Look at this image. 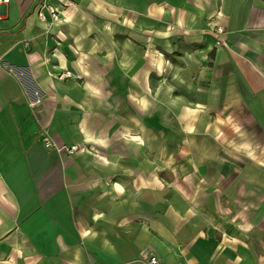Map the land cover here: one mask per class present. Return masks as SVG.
I'll list each match as a JSON object with an SVG mask.
<instances>
[{"label":"crops","instance_id":"0c3cea01","mask_svg":"<svg viewBox=\"0 0 264 264\" xmlns=\"http://www.w3.org/2000/svg\"><path fill=\"white\" fill-rule=\"evenodd\" d=\"M39 1L0 9V264H264V0Z\"/></svg>","mask_w":264,"mask_h":264},{"label":"built area","instance_id":"2783aa9c","mask_svg":"<svg viewBox=\"0 0 264 264\" xmlns=\"http://www.w3.org/2000/svg\"><path fill=\"white\" fill-rule=\"evenodd\" d=\"M10 0H0V9L2 5H5L9 3ZM37 17L42 22H51L53 23L56 19H58L59 16V10L57 7L53 6L49 3V0H40L37 6ZM210 34L215 37V39L218 40L220 44L225 43V29L222 25H216L212 28H210ZM44 146L45 148H50L52 145L48 141L47 138L44 139ZM58 151H64L66 154H72L78 150L75 146L70 147H59L57 148ZM149 264H157L156 257H151L149 260Z\"/></svg>","mask_w":264,"mask_h":264},{"label":"rangeland","instance_id":"374dc122","mask_svg":"<svg viewBox=\"0 0 264 264\" xmlns=\"http://www.w3.org/2000/svg\"><path fill=\"white\" fill-rule=\"evenodd\" d=\"M205 33L209 34L210 36L212 35V34H210V29L207 30V32H205ZM166 57H167L168 60L174 61L173 54H170V53L169 54H166ZM154 76L156 77L155 74H152V77H154ZM166 89L167 90L169 89V85H166ZM167 126H168V121H167ZM263 179H264V172H263ZM262 189L264 190V181L262 182ZM261 200L264 203V197ZM250 210H252V208H250ZM233 216L234 217L238 216V214L236 213V211H235V215H233ZM239 216H241L240 219H239V221L247 222L250 218L252 219L253 213L246 212L243 215H239ZM258 233H259V231H257V230L255 231L253 229V227H251V228H249V230H246L245 231V234H246V243H247L248 248H249V250L251 252H259L260 249L262 251L264 250V247L259 244V237L261 236V238L264 239V231H260V235Z\"/></svg>","mask_w":264,"mask_h":264}]
</instances>
